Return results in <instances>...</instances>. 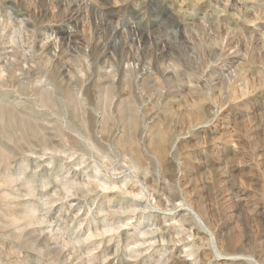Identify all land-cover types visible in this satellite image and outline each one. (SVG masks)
<instances>
[{
  "label": "clouds",
  "instance_id": "9594fccd",
  "mask_svg": "<svg viewBox=\"0 0 264 264\" xmlns=\"http://www.w3.org/2000/svg\"><path fill=\"white\" fill-rule=\"evenodd\" d=\"M0 264H264V0H0Z\"/></svg>",
  "mask_w": 264,
  "mask_h": 264
}]
</instances>
